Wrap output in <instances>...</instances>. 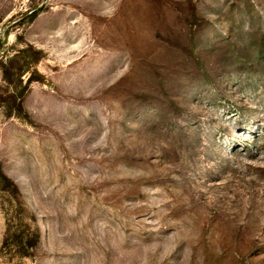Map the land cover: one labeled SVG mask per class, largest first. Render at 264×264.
<instances>
[{
  "label": "rangeland",
  "instance_id": "374dc122",
  "mask_svg": "<svg viewBox=\"0 0 264 264\" xmlns=\"http://www.w3.org/2000/svg\"><path fill=\"white\" fill-rule=\"evenodd\" d=\"M0 42L44 80L0 106V264H264V0H0Z\"/></svg>",
  "mask_w": 264,
  "mask_h": 264
},
{
  "label": "trees",
  "instance_id": "16d2710c",
  "mask_svg": "<svg viewBox=\"0 0 264 264\" xmlns=\"http://www.w3.org/2000/svg\"><path fill=\"white\" fill-rule=\"evenodd\" d=\"M2 44L0 42V52ZM42 58V52L33 49L31 46H26L18 50L13 56L6 59L5 62H0L2 72V80L5 83V89L0 90V106L5 111L6 116L22 117L24 115L23 100L25 97L26 88L32 82L43 83V78L37 72H30L29 78L25 84H22V77L30 71V66L35 65ZM0 191L7 192L12 198L14 207L20 206L18 200L17 186L9 180L4 174L0 164ZM39 241L37 233L31 237L15 234L9 237V233L4 240V247H12L16 249L21 256L29 255L28 250L34 249ZM10 243V244H9Z\"/></svg>",
  "mask_w": 264,
  "mask_h": 264
}]
</instances>
